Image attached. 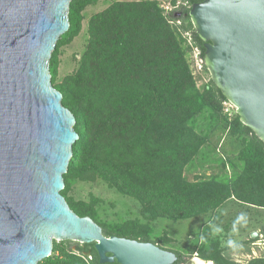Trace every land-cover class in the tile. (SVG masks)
Here are the masks:
<instances>
[{"label": "trees", "instance_id": "1", "mask_svg": "<svg viewBox=\"0 0 264 264\" xmlns=\"http://www.w3.org/2000/svg\"><path fill=\"white\" fill-rule=\"evenodd\" d=\"M95 1L71 2L70 27L55 50L80 33V11ZM183 1L188 8L181 9L178 19L172 14L165 16L152 1L115 2L94 15L88 24V43L78 71L55 86L51 57L52 86L62 94V106L74 115V130L79 136L73 145L61 195L68 189V179L80 171L97 173L120 192L136 198L150 219H189L232 200L264 209V145L235 113L230 121L224 115L221 147L224 143L241 144L239 158L243 169L238 177L221 184L213 180L188 183L183 179L184 168L207 141L195 131L198 119L208 109L223 110L227 103L211 81L203 91L197 88L190 70V47L168 21L171 18L182 24L191 23L190 7L204 0ZM191 41L203 60L205 50L195 32ZM209 118L212 120L214 113ZM65 201L76 215L97 223L90 206ZM127 225L99 226L106 237L151 243L167 250L160 246L161 240L149 239V230L139 223ZM66 244L68 247L57 253L53 242L51 256L39 264H100L94 244L81 245L79 253L69 248L71 242ZM170 252L177 256L174 264L188 263L182 254ZM201 259L213 261L208 255ZM250 264L264 262L256 260Z\"/></svg>", "mask_w": 264, "mask_h": 264}, {"label": "water", "instance_id": "2", "mask_svg": "<svg viewBox=\"0 0 264 264\" xmlns=\"http://www.w3.org/2000/svg\"><path fill=\"white\" fill-rule=\"evenodd\" d=\"M72 1L0 0V264H39L53 242L94 244L100 264H174L151 243L104 236L61 195L79 136L49 63ZM188 16L210 81L264 145V0H204Z\"/></svg>", "mask_w": 264, "mask_h": 264}, {"label": "rangeland", "instance_id": "3", "mask_svg": "<svg viewBox=\"0 0 264 264\" xmlns=\"http://www.w3.org/2000/svg\"><path fill=\"white\" fill-rule=\"evenodd\" d=\"M155 2L163 9L164 15L172 14L174 19L179 18L182 8H188L183 0H96L89 3L80 11L81 31L73 39L57 45L52 53L54 58L53 67L56 77L53 84L59 85L63 79L76 74L79 69V61L88 43V24L90 19L115 2ZM171 25H174L182 38L186 40L190 47L189 63L190 70L195 79L197 88L203 91L210 76L202 65H199V50L191 41L194 29L192 24H182L168 18ZM220 111L208 109L199 119L195 131L198 135L207 137L205 146L199 155L188 164L183 170V179L188 183L201 181H214L216 183H231L236 179L243 169V164L239 158L242 146L239 142L224 143L221 147L224 115L229 121L233 118L234 109L229 108V113L225 114L224 108ZM210 113H214V118H209ZM211 126V127H210ZM226 131L224 132L226 134ZM68 189L63 192V197L75 206L88 205L96 214V222L100 226L119 225L124 228L132 222L139 223L149 230V239L161 240L160 246L169 251H174L188 258L187 264H192L195 258L201 259L203 255H208L213 261L210 264H250L259 260L264 262V209L241 205L236 201H226L218 209L203 213L198 216L183 220L167 218L150 219L144 215V206L134 197L120 192L117 188L101 179L94 172H78L68 179ZM148 187V185H143ZM247 214V224L240 227L237 234H233L232 225L235 218L241 213ZM215 218V223L223 229L217 236L208 237V243L200 242L201 233L209 231L208 223ZM257 233L253 238L252 234ZM228 239H234L242 248L233 252L227 246ZM59 251L68 247L66 242H56ZM67 246H66V245ZM81 245L71 243L70 249L79 253ZM56 253V254H57ZM205 262V261H203Z\"/></svg>", "mask_w": 264, "mask_h": 264}, {"label": "clouds", "instance_id": "4", "mask_svg": "<svg viewBox=\"0 0 264 264\" xmlns=\"http://www.w3.org/2000/svg\"><path fill=\"white\" fill-rule=\"evenodd\" d=\"M247 224V214L244 212H241L233 221L232 225V232L233 234H237L239 231L240 227H244ZM208 228L209 231L207 233H201L199 239L202 244H207L208 243V237L212 236H217L220 233H222L223 229L219 227L215 223V218L209 221L208 223ZM226 246L233 252L239 251L242 248V245L239 244L236 240L234 239H228L226 242Z\"/></svg>", "mask_w": 264, "mask_h": 264}, {"label": "built area", "instance_id": "5", "mask_svg": "<svg viewBox=\"0 0 264 264\" xmlns=\"http://www.w3.org/2000/svg\"><path fill=\"white\" fill-rule=\"evenodd\" d=\"M199 56H200V54H199ZM199 65H200V67L203 65V60L201 58L199 59ZM223 106H224L225 113H229V108H231L230 104L224 103Z\"/></svg>", "mask_w": 264, "mask_h": 264}, {"label": "bare ground", "instance_id": "6", "mask_svg": "<svg viewBox=\"0 0 264 264\" xmlns=\"http://www.w3.org/2000/svg\"><path fill=\"white\" fill-rule=\"evenodd\" d=\"M192 264H210V262H203L200 259L195 258L192 260Z\"/></svg>", "mask_w": 264, "mask_h": 264}, {"label": "flooded vegetation", "instance_id": "7", "mask_svg": "<svg viewBox=\"0 0 264 264\" xmlns=\"http://www.w3.org/2000/svg\"><path fill=\"white\" fill-rule=\"evenodd\" d=\"M178 15L180 16V13Z\"/></svg>", "mask_w": 264, "mask_h": 264}]
</instances>
